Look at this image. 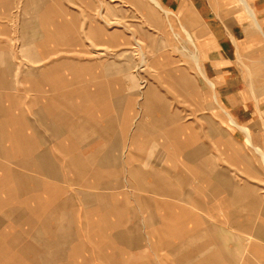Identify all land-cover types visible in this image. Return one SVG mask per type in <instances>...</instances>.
<instances>
[{"label": "crops", "instance_id": "obj_1", "mask_svg": "<svg viewBox=\"0 0 264 264\" xmlns=\"http://www.w3.org/2000/svg\"><path fill=\"white\" fill-rule=\"evenodd\" d=\"M158 2L195 40L196 73L189 77L181 70L179 91L188 99L194 95L200 109L210 101L219 104L242 139L264 149V0ZM90 68L48 62L25 75L30 84L20 93H14L10 74L0 72V264H264V209L257 211L254 226L247 223L251 218L227 222L256 230L259 243L247 252L242 238L236 245L229 227L168 200L190 198L200 213L211 212L202 186L192 194L177 172L161 164L148 169L132 149L130 158L114 155L122 130L85 127V118L115 112L110 118L117 119L123 113L120 77L109 86L98 80L90 91L91 79L83 77ZM65 70L73 78L64 76ZM104 70L100 74L106 75ZM150 102L152 112L171 113ZM144 129H135L132 139ZM91 132L95 137L88 139ZM196 181L202 183L203 175ZM217 186L215 180L206 192L211 201ZM234 194L230 204L236 213ZM108 198L115 203L106 205ZM144 213L141 221L136 215ZM105 224L115 233L104 236Z\"/></svg>", "mask_w": 264, "mask_h": 264}, {"label": "rangeland", "instance_id": "obj_2", "mask_svg": "<svg viewBox=\"0 0 264 264\" xmlns=\"http://www.w3.org/2000/svg\"><path fill=\"white\" fill-rule=\"evenodd\" d=\"M175 19L153 7L149 0H0V72L10 74L14 93L28 89L30 83L24 81L25 75L48 62L69 61L90 66L83 74L91 79L90 91L95 89L98 80L106 79L109 86L120 77L122 116L110 118L113 112L107 113V117L85 118V127L88 124L90 128L94 125L122 130L123 142L117 150L112 149L114 155L130 158L132 149L138 153L135 159L143 165L147 163L148 169H160L156 164H161L171 168L170 172H177L181 180L187 181L192 194L197 189L200 193L202 186L204 201L212 202L211 212L200 213L201 209L189 203L190 198L168 200L175 205L186 204L208 222L229 227L230 235L242 238L246 251L253 253L259 243L253 226L260 220L261 214L257 211L264 209V149L254 143L247 144L219 104L210 101L207 109L205 106L200 109L199 103L193 100L194 95L188 99L189 96L179 91L181 70L185 69L189 77L195 75L198 61L194 57L198 55L194 38L191 41ZM43 50L45 54L56 50V54L44 55ZM42 58L48 59L40 62ZM103 69L106 75L100 74ZM63 74L73 78L70 71L65 70ZM150 89L153 92L146 96ZM131 97L134 100L130 102ZM150 99L171 113L152 112L155 108L150 105ZM90 103L93 108L95 101L92 99ZM114 106L112 103L109 108L115 111ZM27 115L34 120L33 115ZM174 126L179 129L167 134L166 128ZM135 129L145 131L132 139ZM93 137L95 134L91 132L88 139ZM201 174L202 183L196 181ZM215 180L217 193L211 201L206 192L214 188L211 185ZM170 183L172 191L173 182ZM233 193L236 213L230 204ZM107 201L106 205L115 203L113 198ZM136 216L141 221V217L146 218L145 213ZM108 217L114 219V215ZM244 218H251L247 220L253 225L250 230L232 228L227 223L234 219L237 224ZM261 220L264 222V215ZM116 230L106 226L104 236ZM144 232L141 230L143 235ZM235 243L238 245L237 239Z\"/></svg>", "mask_w": 264, "mask_h": 264}, {"label": "bare ground", "instance_id": "obj_3", "mask_svg": "<svg viewBox=\"0 0 264 264\" xmlns=\"http://www.w3.org/2000/svg\"><path fill=\"white\" fill-rule=\"evenodd\" d=\"M152 1V3L154 4V5H156V6H154L151 2V4L153 5V7H158V8H160V9H163L162 7H161V4L158 2V0H151ZM195 58V60H196V57H194ZM145 83V82H144ZM151 90V89H150ZM150 92H153V90H151V91H147V95L146 96H150ZM147 99H148V97H147ZM159 107H157V109L158 110H163L164 108H163V105H158ZM162 114V113H161ZM171 119V118H170ZM178 129V127L177 126H174V127H171V128H169V130L170 131H175V130H177ZM175 134V133H174Z\"/></svg>", "mask_w": 264, "mask_h": 264}]
</instances>
